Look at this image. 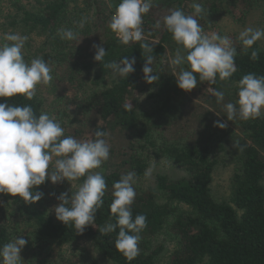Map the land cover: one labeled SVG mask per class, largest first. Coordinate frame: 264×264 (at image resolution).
I'll return each mask as SVG.
<instances>
[{"label": "trees", "instance_id": "trees-1", "mask_svg": "<svg viewBox=\"0 0 264 264\" xmlns=\"http://www.w3.org/2000/svg\"><path fill=\"white\" fill-rule=\"evenodd\" d=\"M70 1L77 0H51L40 13L26 11L23 13L22 24L48 33L53 43L62 48L64 43L58 34L59 27L67 18ZM186 1L152 0V8L143 16V41L124 45L109 27L121 0H82L88 8L86 10L91 13V19L89 27L77 33L73 46H76L80 56L87 58L86 61L82 60L88 65L84 70L91 68L92 63L87 60L94 59V45L103 47L107 55L102 63L94 60L92 64L93 83L101 86L100 91L87 97L80 106L84 114H90V122L85 126L68 128L65 135L77 140H88L95 139V131L106 133L103 138L109 140L112 149L100 171L107 184L104 203L96 213L94 224L78 234L74 226L56 222L53 216L40 212V202L30 204L19 196L0 193V201L12 200L15 204L22 202L25 205L22 207L23 213L34 226L26 247L33 248L36 243L39 248H45L47 244L65 246L89 242L98 255L112 264H156L164 252V245H154V240L166 230L176 241L167 264H264V114L256 119H236L234 131L239 134L230 131L227 139L222 141L216 138L211 124V120H218L215 114L209 110H198L199 105L191 97L209 104L212 102L216 106L215 110L222 109L225 100L217 102L212 95L208 101H204L201 97L205 91L211 94V89L222 91L225 97L243 76H264V49L257 42L252 49L245 51L238 41L233 45L237 53L236 72L230 78L221 81L217 77L216 82L211 84L199 81L197 76L195 89L191 92L180 90L173 73L164 66L163 60L169 49L177 50L181 46L164 27L163 18L170 10L176 9L188 15L184 7ZM189 2L192 3V0ZM230 3L231 13L237 7V0H230ZM249 3H253V0L244 4ZM203 6L211 14L220 11L216 2L204 3ZM196 19L199 22V17ZM157 21H160V28L154 27ZM141 43H148L153 51L145 52ZM255 49L259 50V57L253 60L251 52ZM148 55L154 57L151 65L153 74L160 77L152 84L155 89L154 109L144 114L132 105L130 99L135 79L144 75L142 69ZM125 56L129 60L135 59V71L126 79L105 85L111 70L103 67V64L118 62ZM69 57L74 59L70 52ZM59 61L64 62L61 58ZM184 67L187 69L188 65ZM77 68L78 64L73 62L71 69H75L76 78ZM68 81L69 84L74 83V78L69 75ZM0 103L9 106L30 105L37 117L46 113L44 103L37 96L31 100L21 96L0 98ZM190 125L198 128L191 137L187 134ZM178 132H183L181 137ZM215 149L233 154L238 165L231 178L228 202L216 200L211 191L213 174L219 160ZM145 151L182 166L187 176L169 179L159 175L154 189L139 190L133 185L136 192L132 205L133 219L137 215H145L147 227L140 233L139 254L128 260L115 247L119 228L107 234L103 229L109 224H115L117 219L110 211L114 182L129 172L136 173L135 181L141 179L147 168L142 154ZM83 179L69 183L79 186ZM69 183L63 181L52 184L46 180L34 191L42 192L47 188L48 192L52 189L61 191ZM72 193L67 194L71 197ZM181 206L187 207L189 213L179 212ZM10 240L7 225L0 223V248Z\"/></svg>", "mask_w": 264, "mask_h": 264}, {"label": "clouds", "instance_id": "clouds-1", "mask_svg": "<svg viewBox=\"0 0 264 264\" xmlns=\"http://www.w3.org/2000/svg\"><path fill=\"white\" fill-rule=\"evenodd\" d=\"M152 0H121L109 24L120 42L143 41V16L152 8ZM194 15H185L180 9L170 10L163 18V25L172 34L173 40L180 45L170 63L179 68L174 73L177 87L191 92L199 81L214 84L217 77L223 81L236 72V49L228 36L217 33L205 34L195 16L204 13L200 3H193ZM84 26V21L80 27ZM160 28V21L154 25ZM61 39L75 41L77 34L71 29H61ZM28 37L19 33H5L0 40V98L17 96L31 100L36 95L38 86L52 82V68L43 57L26 62L23 49ZM244 50L252 49L264 39V29L245 28L236 38ZM145 52L153 49L148 43H141ZM94 60L102 63L107 52L103 47L94 45ZM183 49V51H182ZM186 52V55L184 54ZM259 50L251 52L253 60L258 59ZM154 57L148 55L142 69L144 79L149 85L159 80L153 74ZM187 64L188 68L183 65ZM135 59L128 56L118 62L103 64L111 70L113 77L126 79L135 71ZM238 98L235 103L224 105L227 121L235 118L242 120L256 119L264 114V76L247 74L238 81ZM217 102L224 100V93L211 89ZM215 127L224 129L227 122L216 121ZM103 131H95V139L77 140L65 135L61 124L48 113L38 117L33 108L28 106H9L0 103V193L35 204L43 197L40 191H34L46 180L52 184L63 181L75 182L83 179L77 190L71 194L62 193L60 203L54 208L56 218L66 226H74L78 234L95 222L97 211L103 206L107 184L100 169L109 159L110 148ZM149 174L146 172V175ZM135 172H129L113 184L110 211L116 216V223L107 225L105 234L119 228L115 240L116 249L128 260L139 254L140 233L147 227L145 215L133 219L132 205L136 192ZM71 187L73 186L69 183ZM28 241L23 235L15 237L0 248V264H20V253Z\"/></svg>", "mask_w": 264, "mask_h": 264}, {"label": "rangeland", "instance_id": "rangeland-1", "mask_svg": "<svg viewBox=\"0 0 264 264\" xmlns=\"http://www.w3.org/2000/svg\"><path fill=\"white\" fill-rule=\"evenodd\" d=\"M51 0H0V37L5 33H19L27 36L28 39L23 49V55L26 62H30L33 58L43 57L52 68L53 80L48 85H40L37 88L36 95L44 103V109L51 117L57 120L64 128L65 132L68 128L75 126H85L90 122V114H84V111L80 109L83 101L92 96L94 93L100 91L101 86H96L93 83L94 71L92 70L94 65V59L90 61V70H84L87 67V58H84V51L78 54L76 46H73V41L62 39L64 43L62 48H59L53 43V39L49 37L48 33L39 29L25 27L22 24V18L24 12L40 13L44 10L47 3ZM216 2L220 11L216 14H211L205 10L204 3ZM193 3H200L204 8V13L199 16V24L204 30L205 34L211 35L217 33L220 36H228L233 45L238 40L236 39L239 32L245 28L251 27L254 29H264V0H253V3H248V0H237V7L233 8V12H229L230 0H189L186 1L184 7L185 12L188 15H194ZM243 5V6H242ZM82 0L70 1L67 7V18L65 22L59 27L61 29H71L73 32L81 33V30H85L86 26L89 27L91 13L88 12ZM203 19V21H201ZM84 21V26L81 28V22ZM13 22H15L13 25ZM68 41V42H67ZM0 43H6V41L0 40ZM260 48L264 49V39L258 41ZM69 52L74 59L69 57ZM176 50L169 49L163 60L164 66H166L171 73L178 74L179 68L171 65L170 61L175 56ZM79 56V57H77ZM69 60H67V58ZM60 58L64 62H60ZM73 62L78 64V78H76L75 69H71ZM184 67V65H183ZM185 68V67H184ZM74 78V83L69 84L68 77ZM122 78H115L111 74L106 78L105 85H110L114 81H118ZM77 82H79L77 84ZM80 86V87H79ZM237 84L228 95L224 97L225 103L222 109L215 110L216 106L210 102H203L194 96H191L195 103L199 105L198 110L215 114V117L222 122H227V127L220 129L215 127L214 124L218 120H211V124L215 130L216 138L224 141L229 136L230 131L236 129L235 122L237 118L232 121H227V113L224 105L231 102L235 103L238 94ZM155 89L144 79V75L138 77L134 81V90L131 95L130 102L132 105L138 108L142 113H150L153 109ZM213 94L208 90L205 91L201 97L204 101H208ZM214 96V95H213ZM212 105V106H211ZM214 105V106H213ZM263 115V114H262ZM198 128L190 125L187 134L189 137L196 133ZM237 132V131H236ZM181 133L178 132V136L181 137ZM238 133V132H237ZM239 134V133H238ZM171 135V134H170ZM225 136V137H224ZM233 141V139H232ZM109 148L111 143L106 139ZM115 144H113L114 147ZM216 150L218 165L215 168L213 174V180L211 183V191L213 197L218 201L228 202L230 199L231 178L237 171L238 165L235 157L230 152H223ZM143 158L147 164L145 175L135 181L134 186L139 190H147L155 188V180L159 175L166 176L169 179H180L187 176L184 168L180 165L174 164L172 161L156 157L151 151L142 152ZM105 163V162H104ZM100 169L95 171H101L104 168V164ZM108 164V163H107ZM73 186L68 185L66 189L58 191L52 189L48 192V188L42 190L43 197L40 201V212L47 216H53L56 222H60L56 218L54 208L60 203L58 197L62 193L75 192L78 188L77 185L71 183ZM162 199V198H161ZM24 203L15 204L12 200L3 202L0 201V223H5L9 229L10 242L17 236L23 235L27 241H30V234L32 233L34 226L30 222L27 216L23 213L22 207ZM179 212L189 213L187 207H179ZM175 239L169 234V232H162L154 240V245H164V252L161 258L156 264H167L169 254L174 250ZM34 244V243H33ZM33 248L24 247L20 253V264H112L104 260L93 246L89 242H80L75 245L58 246L55 244H47L45 248H39V244H34ZM43 245V244H42Z\"/></svg>", "mask_w": 264, "mask_h": 264}]
</instances>
